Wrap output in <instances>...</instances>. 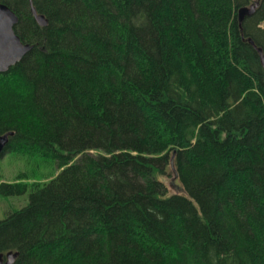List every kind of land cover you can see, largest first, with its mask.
Wrapping results in <instances>:
<instances>
[{"label":"trees","instance_id":"1","mask_svg":"<svg viewBox=\"0 0 264 264\" xmlns=\"http://www.w3.org/2000/svg\"><path fill=\"white\" fill-rule=\"evenodd\" d=\"M0 2L32 45L0 72V161L52 167L0 171V199L27 195L0 208V253L264 264V0Z\"/></svg>","mask_w":264,"mask_h":264},{"label":"water","instance_id":"2","mask_svg":"<svg viewBox=\"0 0 264 264\" xmlns=\"http://www.w3.org/2000/svg\"><path fill=\"white\" fill-rule=\"evenodd\" d=\"M254 10V4L239 9V20L249 15ZM31 11L40 22H45L42 15L37 14L32 6ZM18 22L17 14L5 3L0 2V72L8 70L11 65L20 61L23 55L32 48L29 43H23L14 31V25ZM250 44L259 54L260 61L264 67V53L261 47L257 46L251 38ZM8 142V133L0 135V152ZM18 251L9 250L5 254L0 253V264H13L18 256Z\"/></svg>","mask_w":264,"mask_h":264},{"label":"rangeland","instance_id":"3","mask_svg":"<svg viewBox=\"0 0 264 264\" xmlns=\"http://www.w3.org/2000/svg\"><path fill=\"white\" fill-rule=\"evenodd\" d=\"M31 162L28 161L25 157H15L10 153H4L0 161V171L4 174L3 177L7 180L15 178L17 173L26 172L29 177H38L43 173H48L51 171L52 167L49 164H43L37 167L34 164V161L37 163L38 158L31 157ZM27 202V195L20 198H10L9 199H0V208L3 210H9L12 206H20ZM6 213L0 210V217H3Z\"/></svg>","mask_w":264,"mask_h":264}]
</instances>
